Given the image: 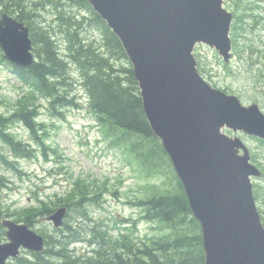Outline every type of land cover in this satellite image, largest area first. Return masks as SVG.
<instances>
[{
    "label": "water",
    "instance_id": "95a60500",
    "mask_svg": "<svg viewBox=\"0 0 264 264\" xmlns=\"http://www.w3.org/2000/svg\"><path fill=\"white\" fill-rule=\"evenodd\" d=\"M230 0H88L119 38L133 66L146 117L172 159L193 216L200 222L206 264H264V225L252 177L262 171L247 145L225 129L264 140V113L239 97L213 88L202 76L194 50L216 49L232 58L234 14ZM0 48L18 67L35 64L30 29L5 14ZM66 206L40 222L63 227ZM8 241L0 264L21 250L42 253L46 240L27 224L2 221Z\"/></svg>",
    "mask_w": 264,
    "mask_h": 264
},
{
    "label": "rangeland",
    "instance_id": "374dc122",
    "mask_svg": "<svg viewBox=\"0 0 264 264\" xmlns=\"http://www.w3.org/2000/svg\"><path fill=\"white\" fill-rule=\"evenodd\" d=\"M260 4L259 10L250 11L253 15L245 20L249 27L246 36L239 35L237 31L235 41V10L226 5L234 14L231 26L234 57L231 62L226 63L215 49L203 44L196 47L195 56L199 71L213 88L239 97L246 106L258 104L264 112V0ZM34 10L35 16L31 20L35 21L38 28L48 27L54 33L63 56L68 54L67 38L75 32L91 44L104 43L103 27L95 22L91 12L84 11L85 7L79 0H35ZM3 13L16 17L8 11L2 12L0 16ZM70 13L85 16L89 24L67 25ZM34 53L37 57L35 49ZM3 58L0 49V116H10L20 98L31 91L30 86L19 79L13 67ZM116 65L132 68L128 56L116 58ZM71 73L72 87L69 88V94L79 106L64 107L60 109L62 114L59 115L57 111L50 110L48 100L41 93H37L41 96L34 99L38 136L45 149L22 121L13 120L8 132L15 140L30 145L29 157H17L0 137V175L4 178L0 184V211L3 209L1 221L8 218L22 223L18 220L21 218L18 212L22 210L40 207L43 203L50 205L58 202L59 198L67 202L78 200L76 195L67 197L72 191L67 189L71 184L80 183L79 179L86 181L82 183L87 188L84 189L87 192L86 200L90 201L85 203L84 208H74L65 221L76 231V236L80 238L78 241L69 239L71 232L65 226L58 230L51 223L40 222L38 218L32 225L22 224H27L45 240L51 237L54 243L66 242L72 259H82L80 264H88L84 260L96 258L95 247L92 246L96 241L93 233L106 237L110 243L108 248L116 239L122 240L123 235H131L135 240L172 236L174 231L171 228L160 221L145 219L143 210L133 202L151 197L153 186H166L169 179L177 183L178 176L169 157L164 154V166L158 170V167L153 166L156 163L137 161L126 143L114 144L113 135L108 133V128L90 110L80 71L74 64H71ZM117 132L118 136L123 134L120 129ZM232 136H239L247 144L251 155H254V164L263 172L260 178H253V190L254 194L261 192L257 206L264 223V141L241 134ZM8 160L22 173L12 168ZM142 165H151L156 171L146 173V167ZM158 171L163 172V175H156ZM179 229L181 232H190L189 227ZM7 241L6 230L2 227L0 244ZM43 252L40 255L45 257ZM34 255L31 251L23 250L18 258L7 264H19L22 259L34 261Z\"/></svg>",
    "mask_w": 264,
    "mask_h": 264
},
{
    "label": "trees",
    "instance_id": "16d2710c",
    "mask_svg": "<svg viewBox=\"0 0 264 264\" xmlns=\"http://www.w3.org/2000/svg\"><path fill=\"white\" fill-rule=\"evenodd\" d=\"M261 1L232 0L227 4L235 10V21L237 22L233 29L234 41L237 31L239 35L246 36L249 27L246 26L245 20L253 15L249 13L250 11L259 10ZM34 2L35 0H0V14L6 11L11 15L14 14L32 31L33 38H31L34 41L38 57V61L30 68L14 67L15 74L30 86L31 92L20 98L17 108L10 116H0V137L11 147L17 157H29L30 145L15 140L8 132L13 120L22 121L30 130L33 138L43 146L38 136L34 99L41 96L37 93H41L42 97L48 100L50 110L57 111L59 115L62 114L60 109L64 107L79 106L69 94V88L72 87L70 83L72 80L71 64H74L80 71L82 87L89 100V108L108 128V133L113 135V143L117 145L126 143L128 150L137 161L145 164L156 163L153 166L161 170L164 166L162 154L167 157L168 154L161 141L154 135L147 120L139 84L133 69L116 65V58L127 57L117 36L108 28L106 22L93 11L87 0H79V3L85 7L84 11L91 12L95 22L103 27L105 31L104 43L91 44L86 38L83 39L75 32L69 34L67 38L68 54L63 56L54 33L48 27L38 28L35 21L31 20V17L35 16ZM89 22L85 16L71 13L66 20L67 25L70 26L89 24ZM75 29L78 31V26ZM3 59L6 61L5 58ZM119 129L123 131L121 136H118L117 130ZM132 139L135 141H130ZM43 148L45 149L44 146ZM8 164L22 173L9 160ZM142 166L146 167V173L156 171L151 165ZM155 174L163 175V172L158 171ZM3 179L0 175V184ZM79 181L80 183L71 184L67 189V191L72 189L67 197L76 195L79 197L78 200L67 202L59 198L58 202H52L50 205L43 203L40 207L22 210L18 212L21 215V218H18L19 222L32 225L37 218L49 216L60 206H67L69 213L74 208H84L85 203L90 200H86L87 192L84 190L87 189L84 184L86 181L82 179ZM176 181L177 183H174L169 179L166 186H153L154 192L151 197L133 202L135 206L143 210L145 219L160 221L171 228L174 231L172 236L163 237L161 235L146 240H135L131 235H123L122 240L116 239L111 248H108L110 243L106 241V237H101L99 233H93L96 241L92 246L95 247L96 258L84 260V263L206 264L201 225L193 216L181 181L177 177ZM1 211L0 229H2ZM64 226L71 232L70 240L78 241L80 239L68 223H65ZM179 227H189L190 232H181ZM69 251L66 242L57 244L50 237L49 240H46V249L43 252L45 257L36 254L34 261L22 259L19 264H80L82 259H72Z\"/></svg>",
    "mask_w": 264,
    "mask_h": 264
},
{
    "label": "bare ground",
    "instance_id": "6f19581e",
    "mask_svg": "<svg viewBox=\"0 0 264 264\" xmlns=\"http://www.w3.org/2000/svg\"><path fill=\"white\" fill-rule=\"evenodd\" d=\"M167 154H168V152H166ZM169 155V154H168ZM170 156V155H169ZM171 158V157H170ZM172 160V159H171ZM175 168V167H174ZM175 172H176V174H177V176L180 178V176L178 175V173H177V171H176V169H175Z\"/></svg>",
    "mask_w": 264,
    "mask_h": 264
}]
</instances>
